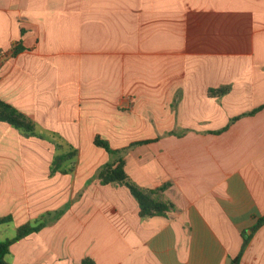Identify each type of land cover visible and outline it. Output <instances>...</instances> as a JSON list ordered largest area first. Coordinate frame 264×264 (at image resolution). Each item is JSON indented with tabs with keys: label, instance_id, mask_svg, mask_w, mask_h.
Segmentation results:
<instances>
[{
	"label": "crops",
	"instance_id": "1",
	"mask_svg": "<svg viewBox=\"0 0 264 264\" xmlns=\"http://www.w3.org/2000/svg\"><path fill=\"white\" fill-rule=\"evenodd\" d=\"M0 99L38 135L0 121V242L46 222L7 264H264V0H0ZM98 136L147 141L125 171L165 214Z\"/></svg>",
	"mask_w": 264,
	"mask_h": 264
},
{
	"label": "trees",
	"instance_id": "2",
	"mask_svg": "<svg viewBox=\"0 0 264 264\" xmlns=\"http://www.w3.org/2000/svg\"><path fill=\"white\" fill-rule=\"evenodd\" d=\"M21 50V47L15 48L13 55L17 54ZM229 91V87H223L221 89H212L210 90V94L213 96L224 95ZM255 111L251 112L253 114ZM235 120V119H233ZM232 120V121H233ZM0 121L7 122L14 126L15 128L21 130L24 134L28 136H38L36 133L35 126L32 122H30L24 114L17 111L11 105L0 99ZM147 143L146 142H138L130 145L129 147L114 150L110 147L107 141L102 139L101 137H96V145L103 147L110 155L116 156L114 161H110L104 164L98 171L97 177L101 180L103 184H111L116 183L119 185L127 186L132 194L136 197L140 209L141 216H153L156 214H165L173 205L164 203L153 198L151 192H147L144 190H140L137 188L131 181L129 176L125 171V161L124 156L125 153L131 149L135 145ZM75 153L70 152L66 155L56 156L51 165V171L55 172L59 170L60 163L63 160H67L71 158ZM69 171V170H68ZM12 221V217H0V225L10 223ZM264 223V218L260 219L256 225L259 227ZM45 221L37 220L35 224H26L20 227L17 230L16 236L8 239L6 241L0 242V260L3 264H7L5 262V257L9 254L11 246L18 240L30 235L33 232L39 231L44 225ZM250 241V237L244 238V246L243 249L247 246ZM242 249V251H243ZM242 253H240L236 258L232 259L229 264H239ZM82 264H94L92 259H84Z\"/></svg>",
	"mask_w": 264,
	"mask_h": 264
},
{
	"label": "rangeland",
	"instance_id": "3",
	"mask_svg": "<svg viewBox=\"0 0 264 264\" xmlns=\"http://www.w3.org/2000/svg\"><path fill=\"white\" fill-rule=\"evenodd\" d=\"M14 49H15V47H14ZM13 52H14V50L13 49H11L9 52H3V53H11V55H13ZM2 54V53H1ZM5 57H7V54H6V56Z\"/></svg>",
	"mask_w": 264,
	"mask_h": 264
},
{
	"label": "built area",
	"instance_id": "4",
	"mask_svg": "<svg viewBox=\"0 0 264 264\" xmlns=\"http://www.w3.org/2000/svg\"><path fill=\"white\" fill-rule=\"evenodd\" d=\"M1 55H2V57H5L6 56V53H2Z\"/></svg>",
	"mask_w": 264,
	"mask_h": 264
},
{
	"label": "water",
	"instance_id": "5",
	"mask_svg": "<svg viewBox=\"0 0 264 264\" xmlns=\"http://www.w3.org/2000/svg\"><path fill=\"white\" fill-rule=\"evenodd\" d=\"M0 264H3L1 260H0Z\"/></svg>",
	"mask_w": 264,
	"mask_h": 264
}]
</instances>
